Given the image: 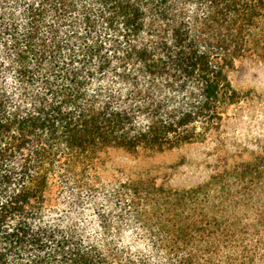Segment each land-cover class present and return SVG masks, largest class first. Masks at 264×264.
Segmentation results:
<instances>
[{"label":"trees","instance_id":"1","mask_svg":"<svg viewBox=\"0 0 264 264\" xmlns=\"http://www.w3.org/2000/svg\"><path fill=\"white\" fill-rule=\"evenodd\" d=\"M238 59L264 0H0V264H264V138L219 148ZM211 140L190 186L110 161Z\"/></svg>","mask_w":264,"mask_h":264},{"label":"rangeland","instance_id":"2","mask_svg":"<svg viewBox=\"0 0 264 264\" xmlns=\"http://www.w3.org/2000/svg\"><path fill=\"white\" fill-rule=\"evenodd\" d=\"M231 83L246 99L231 105L223 114L220 149L250 147L264 138V64L238 59L231 72ZM215 141L188 143L153 154H111L113 167L138 170L174 186H190L200 181L216 154ZM216 144V145H215ZM220 152V153H219ZM224 151L217 153L223 154Z\"/></svg>","mask_w":264,"mask_h":264}]
</instances>
